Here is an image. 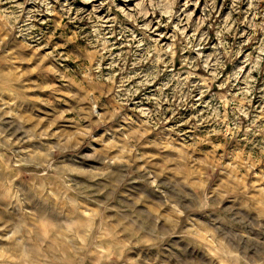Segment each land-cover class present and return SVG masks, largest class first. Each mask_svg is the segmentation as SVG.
Returning <instances> with one entry per match:
<instances>
[{"label":"rangeland","instance_id":"1","mask_svg":"<svg viewBox=\"0 0 264 264\" xmlns=\"http://www.w3.org/2000/svg\"><path fill=\"white\" fill-rule=\"evenodd\" d=\"M0 264H264V0H0Z\"/></svg>","mask_w":264,"mask_h":264}]
</instances>
